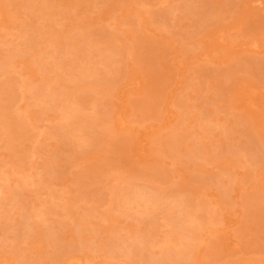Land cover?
<instances>
[{
	"label": "rangeland",
	"instance_id": "obj_1",
	"mask_svg": "<svg viewBox=\"0 0 264 264\" xmlns=\"http://www.w3.org/2000/svg\"><path fill=\"white\" fill-rule=\"evenodd\" d=\"M54 1L51 13L55 15L50 18L42 12L9 6L11 14L0 19V57L11 60L6 73H0V83L12 79L9 95L15 96L8 112L14 114L17 106L21 109L32 102L28 95L22 97L19 71L37 84L48 83L54 96L63 99L65 91H76L71 79L77 77L79 66L92 67L110 77L111 95L87 91L84 101H67L61 110H50L46 103L30 106L22 136L0 135V169L16 171L21 167L28 175L15 186L17 196L0 199V264L51 261L58 251L43 242L49 227L70 243L72 236L64 232L65 226L81 223L78 217L82 214L89 219L88 227L98 232L117 226L124 235L137 227L143 233H154L146 245L157 254L174 214L161 206L142 216L134 209L120 215L109 205V186L120 176L166 194L192 195L200 207L214 210L215 217L210 220L223 221L225 232L220 231L222 238L216 233L205 234L222 249L212 260L204 261L206 264H264V122L255 121L257 117L264 121V0L260 8L249 0H208L215 6L237 2L236 7L224 6L208 25H198L195 16L183 14L185 5L198 9L199 0ZM135 8L140 10L138 15L133 14ZM81 18L92 24H75V19ZM215 20L221 21V31L210 25ZM49 25L51 39L64 35L61 43L67 35L99 26L114 36L105 42L96 35L92 51L85 55L69 52L60 44L54 57L46 53L39 57L43 72L26 68L23 59L31 50L23 40L36 37L39 28L48 30ZM51 39L42 45L50 47ZM253 39L255 48L249 44ZM145 42L151 43L149 47ZM107 44H131L132 49L126 50L128 60L106 52ZM184 50L190 54L185 55ZM101 52L124 79L121 73L109 70ZM228 70L233 74L224 79ZM130 75L139 81L137 86L126 79ZM97 77L98 73L87 81ZM223 84L226 91L220 89ZM246 85L257 87V91L246 94ZM251 100L259 105L257 109ZM69 108L78 110L80 119L96 117L97 128L107 130L98 136L103 150L98 155L88 157L85 152L93 145L61 124ZM108 112H120L127 127L120 129L112 118H105ZM237 118L243 121L237 124ZM60 124V133L50 136L51 128ZM172 134H178L181 142L172 141ZM250 138L260 142L251 144ZM174 144L179 147L170 149ZM182 148L194 151L193 159L186 158ZM227 150L234 151L233 158L227 157ZM46 190L60 197L50 208L40 205ZM222 192L228 193L226 200ZM65 198L68 211L62 207ZM104 213L111 221L104 220ZM152 214L153 223L149 222ZM27 223H35L40 236L19 243L25 251L17 259L10 252L19 240L20 228ZM80 228L83 226L74 230ZM203 228L208 232L210 225L205 223ZM89 243L94 246L93 240ZM66 249L70 255L81 256L79 264H85L82 250L69 245ZM89 255L93 256L91 264H103L100 258L109 260L110 253L93 249ZM112 258L111 264L131 260L124 250Z\"/></svg>",
	"mask_w": 264,
	"mask_h": 264
},
{
	"label": "bare ground",
	"instance_id": "obj_2",
	"mask_svg": "<svg viewBox=\"0 0 264 264\" xmlns=\"http://www.w3.org/2000/svg\"><path fill=\"white\" fill-rule=\"evenodd\" d=\"M108 1L111 4L117 2L118 0H107V2ZM199 1L200 6L198 9L193 8L190 5H185L183 12L185 15L195 16V21L198 25H208L210 23V18L212 20L213 16L222 12L224 6L229 8L237 6V2L234 1L232 3H224L222 6L212 5V3L208 0ZM249 2L255 4L253 7L260 8L262 0H249ZM9 6H12L13 8L22 7L27 10L42 12L43 16L47 18L55 15L54 13H51V8L55 6L54 0H0V19L3 16H9L11 14ZM139 12V8H135L133 14L138 15ZM159 15H163V13ZM64 17L71 19L69 16L64 15ZM29 21L32 22L33 20L29 18ZM87 23L92 24L89 19H75V24L82 25ZM210 25L221 31L220 27H222V23L220 20H215L211 22ZM37 31L38 35L36 37L25 38V40H23L27 49L31 50L28 57L23 59L24 66L37 72L44 71L39 57L45 53L48 54L47 56L54 57L53 53L60 49V44H62L69 52H73L77 55H85L86 53L92 51L94 47L93 37H96V35L100 36V40L105 42L114 36L111 30L105 28L104 26H99L93 27V29L82 33L78 32L67 35L65 37L66 39L62 40L61 43L59 40H61L64 35L60 34V36L57 35L51 39L50 25L48 30H42L39 28ZM178 34L183 36L185 33ZM89 36L92 38H89ZM219 38L222 39L223 37L219 36ZM48 39H51V42L49 43L50 47L42 45V43ZM186 39L191 40L189 37H186ZM256 42L257 41L253 39L249 42V44L252 48H255L257 46ZM150 44L151 43L149 42L144 43L147 47H149L148 45ZM132 47L133 46H131V44H125L123 46L107 44V49L105 51L115 52L119 56H123V59L128 60L126 50L132 49ZM183 52L185 55L190 54V50H184ZM100 55L102 56L105 65L109 67V70L114 73H121L114 67V62L108 59V56L104 55L103 52H101ZM131 55L138 57L137 54ZM9 66H11V60L0 57V73L2 75L6 73ZM97 73L99 74V77L95 78L93 82L87 81V78L92 77ZM17 74L20 77V80L18 81L19 87H23L24 89L22 97L24 98L28 95L29 98L32 99V102L26 103L21 109L17 106L15 108L17 110L14 114L8 112V109L15 98V96L9 95L12 90V79H8L0 83V135L13 134L15 136H22L27 128L25 125V119H28V116L32 112H30V106L40 107L42 103H46L48 104V108L50 110H61L66 107L67 101H72V103H74L75 99L78 101H84L86 99L87 91L92 90L97 94H101L102 97L111 95L108 88L111 81L110 77L107 76L105 72L99 73L92 67H85L83 65L79 66L77 77L71 79V88L76 91H65L63 93V99H57L54 96V91L48 83L44 82L37 84L33 82L32 79L26 78L25 72L23 71H19ZM232 74L233 70L224 72V79L230 78ZM121 77L123 79L125 78L123 73H121ZM126 79L130 80L129 83L134 86L139 84L137 78L132 75L127 76ZM64 87H66V85H64ZM245 87H247V91H245L246 94H251L257 91V87L255 86L246 85ZM220 89L221 91H226L228 88L223 84ZM79 91L83 92V95H79ZM251 106L253 109H257L259 105L255 104L253 101ZM104 115L105 118H112V120L115 121L116 126L120 127V129L127 127V119L125 116L121 115L120 112H116L115 114H113V112H108V114ZM64 118L65 121L61 123L62 125L65 127L69 126L74 132H79L78 136H81L80 138L87 142V144L93 145L92 149L85 152L88 157L92 158L103 151L97 139L98 136L105 135L108 132L107 130L106 132H103L97 128L98 119L96 117L90 119H80L79 111L75 108H69L65 112ZM242 121V118H237L235 122L240 124ZM255 121L259 122L260 125L264 122L258 117ZM61 124L53 126L49 135L53 137L58 135L63 128ZM170 138L172 141L181 142V137L178 134H172ZM250 140L251 144H258L260 142V140L256 138H250ZM175 147L178 148L179 146L174 144L170 146V149H174ZM181 151L185 152L184 156H186V158L193 159L192 155H194V151L192 152L191 150H188V148H182ZM230 151L231 150H227V157L233 158L234 151ZM204 152L205 151H203V154ZM54 171L57 173V176H59L60 172H57L56 170ZM26 175L27 174L23 173L21 167L16 171L0 169V199L17 196L18 191H16L15 186L20 184L22 177L28 176ZM194 177L196 176L194 175ZM116 179L118 180L117 177ZM109 192V205L117 210L120 215L126 214L128 211L134 209L142 216L152 213L153 210L161 206H165L164 209L166 211H170L174 214H172L174 219L171 221L170 227L164 235L163 245L160 247L157 254L152 253L151 249L146 245L149 240H152L155 237L154 233H143L140 228L135 227L136 231L130 232L128 235H124L117 226H107L104 229H101L102 231L98 232L97 229H91L88 227L89 219L86 215L82 214L78 217V220H80L81 223H77L75 221V225L73 227L68 228V226H65L64 232H67L72 236L70 243L61 237V233L59 231L49 227V232L46 234V238L43 239V242L45 245H49L56 249L58 251L57 255L49 262H41L39 259H33L30 264H79L80 261L82 262L81 256L70 255L71 251L66 249L67 245L70 247H76V249L83 251L85 264L93 263V256L91 257L89 255V253L91 254L93 252V249L102 251L103 253H110L109 260L106 258L104 260L100 258L103 264H111L113 259L112 257L123 250L128 253L131 259L128 264H206L204 261L208 262L212 260L214 256L219 253L221 247L216 243L215 239H210L211 236H204L207 233L209 235L216 233L222 238L220 231H223V233L225 232L223 221L214 220L212 222L210 218L215 217L214 210L200 207L199 203L192 195L166 194L156 188L150 187L148 189L134 184L123 176L119 177L117 183L109 186ZM45 195L46 197L40 205L49 208L60 198L59 195L52 190H46ZM227 195V192L221 193V197L224 200H226ZM67 199L68 198L62 200V207L68 211L69 208L64 206ZM166 199H169V201H166ZM35 206L36 205H34L33 208L36 209V211H39V209ZM40 213L38 212V215ZM103 218L107 221H111L112 219L111 216L106 213H104ZM153 218L154 215L152 214L150 217L151 221L149 222L153 223ZM139 221L140 219H138V222ZM205 223L210 225L208 232L203 228ZM211 225H215V227L212 229ZM77 226H83V228L75 231L74 229H77ZM20 229L18 236L19 240H17V244L12 246V250L10 252V254L12 253L17 259H21L23 257L22 253L25 251L24 248L19 246V243L27 242L40 236L35 223H27ZM224 239L228 238L226 237ZM90 240L94 241V246L89 243ZM72 241H74L73 245L71 244ZM223 242L226 243V241Z\"/></svg>",
	"mask_w": 264,
	"mask_h": 264
}]
</instances>
